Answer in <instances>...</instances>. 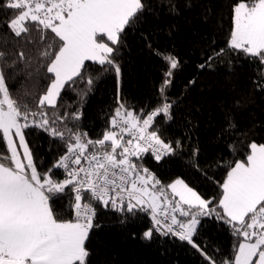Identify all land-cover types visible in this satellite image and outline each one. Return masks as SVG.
<instances>
[{"label":"snow or ice","instance_id":"6c2138e0","mask_svg":"<svg viewBox=\"0 0 264 264\" xmlns=\"http://www.w3.org/2000/svg\"><path fill=\"white\" fill-rule=\"evenodd\" d=\"M0 8L18 13L6 27L25 47L37 49L34 58L20 51L11 61L0 50V147L6 149L0 150V264H86L85 241L95 226L96 205L123 210L125 203L129 212L138 209L150 215L152 227L144 232L145 239L154 232L177 237L210 264H264V144L251 142L246 158L230 166L218 203L202 198L181 179L164 186L137 163L145 153L159 161L181 146L179 141L175 148L165 142L155 127L157 117L172 118L166 89L178 67L175 57H165L170 67L157 106L141 116L118 101L102 138L93 140L79 131V112L59 110L62 91L83 79L87 61L110 65L119 76L113 46L144 12L143 0H0ZM232 11L229 47L264 65V0H238ZM21 72L48 81L35 110L13 98L7 85L10 75ZM87 82L93 83L91 78ZM30 127L43 129L66 147L45 173L38 171L25 138L24 130ZM60 169L62 180L54 178ZM69 189L73 199L68 210L74 218L59 220L51 204ZM204 216H214L232 229L237 242L230 257L215 261L195 243Z\"/></svg>","mask_w":264,"mask_h":264},{"label":"trees","instance_id":"16d2710c","mask_svg":"<svg viewBox=\"0 0 264 264\" xmlns=\"http://www.w3.org/2000/svg\"><path fill=\"white\" fill-rule=\"evenodd\" d=\"M237 2L143 0L144 12L125 29L119 45L113 46L119 76L110 65L87 61L83 79H75L62 91L59 110L79 112L80 119L75 121L79 131L93 140L102 138L119 103L141 116L157 106L170 67L165 57H175L178 67L172 70L166 89L173 103L172 118L157 117L155 127L165 142L175 148L179 141L181 146L176 154L159 161L145 153L137 163L164 186L180 178L202 198L218 203L220 185L230 166L246 158L251 142L264 144V65L258 58L229 47L232 9ZM15 14V10L0 8V50L9 54V61L20 51L34 58L36 47H25L6 27ZM30 27L32 37L38 40L35 26ZM47 84L23 72L7 79L13 98L29 103L33 110ZM24 132L40 173L52 168L66 152L62 141L41 128L30 127ZM54 178L61 179L60 170ZM70 199L69 189V194L51 204L59 220L72 219ZM94 225L85 241L89 252L86 264H210L177 237L154 232L151 239H145L144 232L152 227V221L148 213L138 209L129 212L127 206L117 210L98 204ZM193 239L215 261L230 257L237 242L230 226L214 216L200 218Z\"/></svg>","mask_w":264,"mask_h":264},{"label":"built area","instance_id":"2783aa9c","mask_svg":"<svg viewBox=\"0 0 264 264\" xmlns=\"http://www.w3.org/2000/svg\"><path fill=\"white\" fill-rule=\"evenodd\" d=\"M60 174H61V179H63L64 178V175H63V169H60ZM125 206H126V203H125ZM74 217H73V215H72V219H73ZM156 234H158V235H161L160 233H157V232H155Z\"/></svg>","mask_w":264,"mask_h":264},{"label":"crops","instance_id":"0c3cea01","mask_svg":"<svg viewBox=\"0 0 264 264\" xmlns=\"http://www.w3.org/2000/svg\"><path fill=\"white\" fill-rule=\"evenodd\" d=\"M176 179H180V178H176ZM176 179H174L172 182H174ZM182 180V179H181ZM172 182H170V183H172ZM185 183V182H184ZM186 184V183H185ZM194 190V189H193ZM176 199H178V197L176 198Z\"/></svg>","mask_w":264,"mask_h":264},{"label":"rangeland","instance_id":"374dc122","mask_svg":"<svg viewBox=\"0 0 264 264\" xmlns=\"http://www.w3.org/2000/svg\"><path fill=\"white\" fill-rule=\"evenodd\" d=\"M17 143H18V141H17ZM184 219V218H183Z\"/></svg>","mask_w":264,"mask_h":264}]
</instances>
